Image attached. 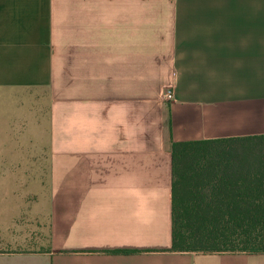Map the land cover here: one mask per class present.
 I'll list each match as a JSON object with an SVG mask.
<instances>
[{"label": "crops", "instance_id": "1", "mask_svg": "<svg viewBox=\"0 0 264 264\" xmlns=\"http://www.w3.org/2000/svg\"><path fill=\"white\" fill-rule=\"evenodd\" d=\"M262 135L264 0H0V264H264L170 251L171 143Z\"/></svg>", "mask_w": 264, "mask_h": 264}, {"label": "trees", "instance_id": "2", "mask_svg": "<svg viewBox=\"0 0 264 264\" xmlns=\"http://www.w3.org/2000/svg\"><path fill=\"white\" fill-rule=\"evenodd\" d=\"M174 252L264 253V135L172 142Z\"/></svg>", "mask_w": 264, "mask_h": 264}, {"label": "built area", "instance_id": "3", "mask_svg": "<svg viewBox=\"0 0 264 264\" xmlns=\"http://www.w3.org/2000/svg\"><path fill=\"white\" fill-rule=\"evenodd\" d=\"M163 97H164L165 100H167V101L172 100V99H173V93H172V91H171V90L165 91V92L163 93Z\"/></svg>", "mask_w": 264, "mask_h": 264}, {"label": "rangeland", "instance_id": "4", "mask_svg": "<svg viewBox=\"0 0 264 264\" xmlns=\"http://www.w3.org/2000/svg\"><path fill=\"white\" fill-rule=\"evenodd\" d=\"M33 96H34V93H33ZM33 102H34V97H33Z\"/></svg>", "mask_w": 264, "mask_h": 264}]
</instances>
